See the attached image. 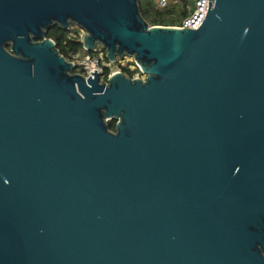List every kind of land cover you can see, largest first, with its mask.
Listing matches in <instances>:
<instances>
[{
    "label": "water",
    "instance_id": "water-1",
    "mask_svg": "<svg viewBox=\"0 0 264 264\" xmlns=\"http://www.w3.org/2000/svg\"><path fill=\"white\" fill-rule=\"evenodd\" d=\"M55 24L145 78L75 71ZM0 264H264V0H0Z\"/></svg>",
    "mask_w": 264,
    "mask_h": 264
},
{
    "label": "built area",
    "instance_id": "built-area-1",
    "mask_svg": "<svg viewBox=\"0 0 264 264\" xmlns=\"http://www.w3.org/2000/svg\"><path fill=\"white\" fill-rule=\"evenodd\" d=\"M178 1L180 0H155L160 7H167ZM188 1L190 0H185L188 15L182 20V23L177 26L197 29L206 18L209 8V0ZM78 35L80 40H82L84 30L80 28ZM95 52L96 54L94 55L78 52L73 58L68 60L75 64V71L82 73L86 77L90 76L92 71L97 70L96 72L100 76L101 81H107L112 73L117 71H122L124 73L127 71L128 73H132V77H142L144 75L136 64L134 58L131 56L118 57L115 61H110L106 58V51L101 46H98Z\"/></svg>",
    "mask_w": 264,
    "mask_h": 264
},
{
    "label": "trees",
    "instance_id": "trees-1",
    "mask_svg": "<svg viewBox=\"0 0 264 264\" xmlns=\"http://www.w3.org/2000/svg\"><path fill=\"white\" fill-rule=\"evenodd\" d=\"M190 2V1H188ZM187 2V3H188ZM141 12L148 23L153 25H180L182 20L188 15L186 9V2L181 3L178 1L175 4H170L167 7H160L155 0H139ZM80 27L71 24L70 28L66 29L58 24L51 26L47 32V37L55 40L60 52L68 59L73 58L78 52L84 54H96L95 50L87 51L83 47V43L79 38L78 32ZM128 76H133L132 73L125 72ZM110 129L115 130L116 119L108 122Z\"/></svg>",
    "mask_w": 264,
    "mask_h": 264
},
{
    "label": "rangeland",
    "instance_id": "rangeland-1",
    "mask_svg": "<svg viewBox=\"0 0 264 264\" xmlns=\"http://www.w3.org/2000/svg\"><path fill=\"white\" fill-rule=\"evenodd\" d=\"M185 0H180L181 3H183ZM191 1V0H190ZM143 78H145V75L142 76Z\"/></svg>",
    "mask_w": 264,
    "mask_h": 264
}]
</instances>
